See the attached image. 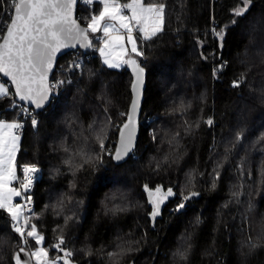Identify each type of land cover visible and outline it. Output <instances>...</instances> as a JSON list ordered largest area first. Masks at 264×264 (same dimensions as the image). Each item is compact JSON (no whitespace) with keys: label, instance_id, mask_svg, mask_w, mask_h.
<instances>
[{"label":"trees","instance_id":"1","mask_svg":"<svg viewBox=\"0 0 264 264\" xmlns=\"http://www.w3.org/2000/svg\"><path fill=\"white\" fill-rule=\"evenodd\" d=\"M142 2L165 7L163 31L138 39L148 87L134 155L117 165L96 140L103 129L104 141L109 134L117 141L132 100L128 66L111 69L98 51L37 126L25 124L17 162L41 169L29 224L44 237L49 260L63 255L53 247L62 237L78 264H264V0ZM102 7L78 8V20L87 26ZM12 8V0H0V41ZM213 21L222 41L210 30ZM89 34L91 51L102 38ZM73 55L59 59L52 82ZM11 104L10 96L0 99L1 120L20 119ZM107 117L118 125L111 133ZM79 152L92 157L82 168ZM70 155L72 165L65 163ZM157 186L173 195L153 229L150 192ZM117 206L124 210L112 211ZM13 223L0 210V264L38 246L32 237L22 243Z\"/></svg>","mask_w":264,"mask_h":264},{"label":"snow or ice","instance_id":"2","mask_svg":"<svg viewBox=\"0 0 264 264\" xmlns=\"http://www.w3.org/2000/svg\"><path fill=\"white\" fill-rule=\"evenodd\" d=\"M13 8L7 13L9 21L5 26V38L3 44H0V73L3 77H10L11 85L14 86V91L10 92L9 87L4 83H0V99L8 96L18 97L19 101L27 102L34 105L36 108H42L52 88L55 85H49L47 82V73L53 67V60L56 54L61 49L73 48L76 43L83 42L82 46L85 48L92 46V41L88 39L89 30L92 33L101 31V24L106 18L112 23L104 24L102 31L104 40V47L99 49L102 56H104V63L112 69H119L124 65H130L133 73L135 74V84L133 85L137 98L140 95V89L143 84L145 69L138 62V59L128 58L124 56L128 50L125 46V36L127 43L131 45L130 52L135 54L137 58L143 57L144 52L138 48L137 39L133 38V28L131 22L135 21L140 33L142 34L139 39L143 41H150L158 33L163 30L164 23V5L156 4H143L142 0H132V3H125L124 9L131 10V17L123 15L121 7L115 3H109V0H81L82 3L91 5L93 2L103 4V11L98 15L90 18L86 28L81 29L74 19L71 18L74 6L77 0H12ZM245 5L250 4L251 0H243ZM246 9L241 8L234 11L236 17L244 14ZM235 23V20L232 21ZM123 32V35L121 34ZM214 36L218 40H223L224 30L216 31L213 29ZM75 42V43H73ZM224 67L220 65L216 71ZM243 82V76L240 79L233 81V87H239ZM66 81H58L57 84H64ZM13 107H19L22 113L28 112L27 107L16 104L12 101ZM138 100L132 105V113L127 116V122L123 124L120 132V145L121 147L115 152L112 158L117 161H123L125 157L129 156L134 146V138L136 133V109ZM107 112V110H105ZM123 115V114H122ZM208 125H212L213 121L208 119ZM38 121L35 117L31 118V125L36 127ZM107 124H111V118L107 117ZM107 126V125H106ZM22 124L17 122L5 123L0 121V130H7L11 132L13 129H19ZM126 130V131H125ZM101 134L96 136L101 153L111 152L105 149L104 138ZM178 135V134H177ZM153 140L156 139L153 134ZM19 136H11V146L8 150V165L4 167V145L7 143L0 136V210H5L10 214L12 230L18 234L22 239V243H27V237H32L35 244L41 245L44 237L38 232L35 224H29L30 216H25L23 212L24 204L13 203V197H22L25 202L31 201V195H25L29 192L34 179V174L39 170L35 166L24 165L22 172L24 175V182L20 184V189L9 188L8 185L12 180L16 179L15 169L12 166V161L15 158V151ZM65 151H68L65 149ZM82 163L78 168H82L85 164L92 160V157L87 153L79 152ZM134 155V153H133ZM97 159L100 158L97 154ZM66 164L72 165V156L65 161ZM148 186L145 185V189ZM161 188L157 186L154 192H150V203L154 206L150 216L153 220L160 215L161 204L173 195L172 189L169 188L166 193H161ZM196 195V193H192ZM188 197H185L187 199ZM112 199H115L113 195ZM184 204L181 203L177 206V210L183 208ZM124 209L117 206L112 211H123ZM25 228H30L25 232ZM65 243L61 237L58 242L53 245L59 252L63 253L62 256H57L52 261H47L45 258L48 256L47 251L43 247L28 254L29 261L32 257L36 259L37 264H59L63 261L64 264H72L71 251H66L61 247ZM120 247L119 245L117 246ZM250 248L257 247L256 244H249ZM130 250V249H129ZM24 249L19 248L18 252L14 255V264H21L20 253ZM124 249L119 252L108 253L109 257L119 256L123 253ZM25 264H28L26 261Z\"/></svg>","mask_w":264,"mask_h":264},{"label":"built area","instance_id":"3","mask_svg":"<svg viewBox=\"0 0 264 264\" xmlns=\"http://www.w3.org/2000/svg\"><path fill=\"white\" fill-rule=\"evenodd\" d=\"M89 6L88 4L82 3L81 0L79 1V8L81 7H86ZM132 28H133V32L132 35H134L136 38L139 39V37L142 35L139 31V28L136 25V22H132ZM213 29L216 30V23L213 21L211 26H210V30L211 32H213ZM98 46L93 47L91 51L86 50V51H82V50H78V51H74V55H73V59L72 62L70 64V66L64 71L63 75L60 76L57 80L52 82V85H55V87H53V94H52V101L50 106L45 109L44 111H37L33 108H29L27 106L22 105L21 103L17 102L15 99V96H10L12 101H16L17 105L20 106H24L27 107L29 112H31V116H29L28 112H24L22 113L20 111L19 107H13V104H11L8 107V110L14 111V110H19L20 114V119L16 120L15 122L22 124V127L19 129H13V134L16 136H19L20 139H23L24 134H25V124L27 121L31 120L32 117H35L36 120H38L40 118V113L41 112H46L48 111L50 108L55 107L60 95L62 94L63 90L65 89V87L69 84H73L74 83V75L81 73L83 71V67H84V63L86 61H88L91 56L99 51ZM58 81H66V83L64 84H57ZM0 82L4 83L6 87H9V91L11 92V84L9 82H7L6 80H4L1 76H0ZM108 152H111L113 154V150L111 147L107 148ZM24 165H17V170H18V176L17 179L14 183V187H16L18 190L23 191L22 189H20V184H22L24 182V175L22 172V167ZM31 166H35L38 170L39 168L36 165H31ZM40 170L34 174V179H33V183L31 185V187L29 188V192L25 193V195L30 194L31 195V201L30 202H25L22 200V197H20L19 202L24 204V215L25 216H32L35 213V201L33 199V190H34V186L37 182V180L40 178ZM28 231V228H25V232ZM30 252H34V249H31Z\"/></svg>","mask_w":264,"mask_h":264},{"label":"water","instance_id":"4","mask_svg":"<svg viewBox=\"0 0 264 264\" xmlns=\"http://www.w3.org/2000/svg\"><path fill=\"white\" fill-rule=\"evenodd\" d=\"M79 1L80 0H77V3L76 5L74 6L73 8V11H72V16L71 18L74 19L76 21V23L80 26L81 29L83 28H86L87 26L83 25L79 20H78V8H79ZM18 2V0H17ZM5 35L6 33H4L3 35V38L2 40L0 41V44H3V41H4V38H5ZM88 39L90 41H92L91 39V36L90 34L88 33ZM75 43V42H73ZM83 42L81 43H76V46L73 47V48H68V49H61L57 54L56 56L54 57V60H53V67L51 69V71H49L47 73V82L49 85H52V77H53V74L56 70V67H57V64H58V61L59 59L70 53V52H74V51H78V50H82V51H86L88 50L90 47L88 48H85L82 46ZM134 59H137V58H134ZM138 62L141 64V66L145 69V72H144V78H143V84L141 86V89H140V95L139 97L137 98V95H136V92L134 90V87L133 85L135 84V74L133 73L132 69H131V66L128 65V68L130 70V73L132 75V84H131V92H132V100H131V103H130V107H129V110H128V115H130L132 113V105L134 102H136L138 100V104H137V109H136V117H135V121H136V133H135V138H134V146H133V149H132V152L129 153V156L128 157H125V159L123 161H120V162H117L115 161V163L117 165H121L125 162H127L132 156H133V153H135V150L137 149V146H138V142H139V136H140V131H141V117H142V112H143V105H144V102H145V97H146V90H147V87H148V72L146 70V68L142 65L141 61L138 59ZM0 76L6 80L7 82H9L11 84V81H10V77H3V74L0 73ZM12 86V85H11ZM13 88V91H14V86H12ZM52 94H53V88H52V91L50 92L49 94V97H48V101L45 102V104L43 105L42 108H36L34 105H30L28 104L27 102H24V101H19L18 97H15L16 101L21 103L22 105L24 106H27L29 108H33L37 111H44L45 109H47L50 104H51V101H52ZM127 122V117H126V120L124 121V123ZM123 123V124H124ZM123 124L120 126L119 128V131H118V139H117V143H116V147H115V151H114V154L115 152L121 147L120 145V132H121V129L123 127ZM126 131V130H125ZM113 154V155H114ZM164 192L163 190L161 191V193ZM160 193V194H161ZM164 208H165V205L162 203L161 206H160V215L157 216L155 218V220L152 219V228L155 229V226H156V222H157V218L158 217H161V214L163 213L164 211ZM24 251L22 253H20V257H21V264H25V262L27 261L28 264H36L35 261H34V257L31 258V260L29 261V257H28V254L31 253L30 251H28L26 248H23ZM18 252V251H17ZM16 252V253H17ZM71 261H72V264H78L77 262L73 261L72 258H70ZM64 264V262H63Z\"/></svg>","mask_w":264,"mask_h":264},{"label":"rangeland","instance_id":"5","mask_svg":"<svg viewBox=\"0 0 264 264\" xmlns=\"http://www.w3.org/2000/svg\"><path fill=\"white\" fill-rule=\"evenodd\" d=\"M109 3H115L116 5H118L119 7H121V9H122V11H123V15H125V16H128V17H131V10L130 9H124L123 8V5H124V3H122L121 1H119V0H109ZM128 3H132V0L131 1H129ZM143 3V2H142ZM144 4V3H143ZM146 5V4H145ZM101 11H103V7H102V9H101ZM100 11V12H101ZM98 15V14H97ZM132 22H135V21H132ZM132 22H131V26H132ZM107 23H112V21H109L107 18L104 20V21H102V24H101V31H99V32H96L95 34L98 36V38H102V44H101V46H100V48L99 49H101V48H103L104 47V40L106 39L104 36H103V31H102V28H103V26H104V24H107ZM163 27V26H162ZM163 31V30H162ZM161 31V32H162ZM160 32V33H161ZM121 34L123 35V32H121ZM159 34V33H158ZM96 36V37H97ZM100 36V37H99ZM133 38L134 39H137V45H138V48L140 49V44H139V40H138V38H136L134 35H133ZM124 43H125V46H126V49L128 50V52H127V54L124 56V58L125 59H128V58H132V59H134V58H137L136 56H135V54H132L131 52H130V48H131V45L130 44H128L127 43V37L125 36V41H124ZM99 56L101 57V60H102V62H103V64L104 65H106L105 63H104V56H102L101 55V53H100V51H99ZM107 66V65H106ZM128 65H124V66H122L121 68H119V69H117V70H120V69H122V68H124V67H127ZM108 67V66H107ZM112 69V68H111ZM1 83V82H0ZM118 128V125H117V123H115V122H112L111 123V128H110V133L112 132V130H114V129H117ZM119 129V128H118ZM4 139V138H3ZM20 138H19V140H18V142H17V146H18V143L20 142ZM5 141H7V144H5L4 145V156H3V160H4V167H7V165H8V157H7V153H8V150H9V148H10V146H11V138H6L5 139ZM117 143V141L116 140H114V138H112V134H109L107 137H106V139H105V141H104V146H105V149L107 150V148H109V147H111L112 148V150H113V154H114V151H115V148H114V145ZM104 154L106 155V156H113V154L112 155H109V154H107V152H104ZM17 158H18V156H17ZM16 158V155H15V158H14V160L12 161V166H13V168L15 169V173L17 174V172H18V170H17V165H18V162H17V159ZM31 165H36L38 168H39V170H40V173H41V169H40V167L37 165V164H31ZM40 177H41V174H40ZM16 200H17V197H14L13 198V203L14 204H16ZM18 200H20V197H18ZM20 203V202H19ZM184 205H185V202L183 203ZM24 212V211H23ZM43 243H44V241H43ZM43 243L41 244V245H38L35 249H34V251H36V250H38V248L39 247H43ZM44 248V247H43ZM34 260H35V262H36V259L34 258ZM45 260H47V261H52V260H49L48 258L46 259L45 258ZM37 263V262H36ZM59 264H63V261H60L59 262Z\"/></svg>","mask_w":264,"mask_h":264},{"label":"crops","instance_id":"6","mask_svg":"<svg viewBox=\"0 0 264 264\" xmlns=\"http://www.w3.org/2000/svg\"><path fill=\"white\" fill-rule=\"evenodd\" d=\"M0 121H4L5 123H12L11 121H5V120H1ZM14 135L13 134V130L9 133L7 132V130H0V136H2L4 138V140L8 137V138H11V136ZM22 140V139H21ZM21 140L20 142L18 143V146L16 148V151H15V155H16V158L19 154V151H20V146H21ZM7 144V143H6ZM17 176H18V172L16 174V179H17ZM16 179L12 180L11 183L8 185L9 188H16L14 187V183L16 181ZM17 189V188H16ZM18 190V189H17ZM14 198V197H13ZM16 203H19V200H18V197H17V200H16Z\"/></svg>","mask_w":264,"mask_h":264},{"label":"flooded vegetation","instance_id":"7","mask_svg":"<svg viewBox=\"0 0 264 264\" xmlns=\"http://www.w3.org/2000/svg\"><path fill=\"white\" fill-rule=\"evenodd\" d=\"M164 193H166V191L162 192L161 195L164 194ZM168 198H170V197H168ZM167 200H168V199H166V200L163 202L164 205L167 203Z\"/></svg>","mask_w":264,"mask_h":264}]
</instances>
